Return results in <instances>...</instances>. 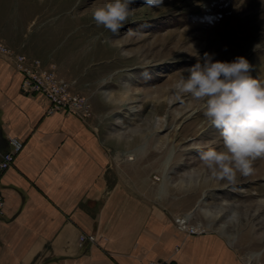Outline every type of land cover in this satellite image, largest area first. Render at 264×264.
I'll return each instance as SVG.
<instances>
[{
  "label": "rangeland",
  "instance_id": "1",
  "mask_svg": "<svg viewBox=\"0 0 264 264\" xmlns=\"http://www.w3.org/2000/svg\"><path fill=\"white\" fill-rule=\"evenodd\" d=\"M108 2L0 0V39L85 99V120L108 141L109 155L134 168L141 192L151 189L141 201L171 216L174 227L173 219L192 212L187 224L264 264V156L234 183L212 177L198 150H220L219 130L202 102L172 88L206 52L220 61L246 58L249 75L264 82V0H163L159 7L135 0L118 36L92 19Z\"/></svg>",
  "mask_w": 264,
  "mask_h": 264
},
{
  "label": "crops",
  "instance_id": "2",
  "mask_svg": "<svg viewBox=\"0 0 264 264\" xmlns=\"http://www.w3.org/2000/svg\"><path fill=\"white\" fill-rule=\"evenodd\" d=\"M19 84L0 56V156L7 139L22 143L0 178V264H242L220 235L187 236L141 201L151 189L141 192L134 168L109 155L108 141L86 120L46 113V99ZM79 235L93 242L78 247Z\"/></svg>",
  "mask_w": 264,
  "mask_h": 264
},
{
  "label": "clouds",
  "instance_id": "3",
  "mask_svg": "<svg viewBox=\"0 0 264 264\" xmlns=\"http://www.w3.org/2000/svg\"><path fill=\"white\" fill-rule=\"evenodd\" d=\"M135 0H110L95 8L92 19L114 36L124 27ZM159 7L163 0H143ZM204 53L203 63L187 68L188 76L175 81L177 96L190 94L202 102L204 116L219 130L222 148L198 150L210 175L234 183L238 175L253 173L252 163L264 156V82L249 75L250 64L242 56L232 61L214 60Z\"/></svg>",
  "mask_w": 264,
  "mask_h": 264
},
{
  "label": "built area",
  "instance_id": "4",
  "mask_svg": "<svg viewBox=\"0 0 264 264\" xmlns=\"http://www.w3.org/2000/svg\"><path fill=\"white\" fill-rule=\"evenodd\" d=\"M0 56L6 58L15 71L20 75L19 88L24 94L41 95L48 102L46 113L64 112L72 114L80 120H85L88 115V105L71 84L60 79L54 70L43 65L38 59L26 56V54L10 49L0 42ZM8 149L0 156V178L2 174L11 166L15 156L20 152L22 143L16 139H7ZM3 200L0 193V217L2 215ZM185 235H200L203 233L202 227L197 224H186L181 230ZM93 236L79 235L77 246L91 244ZM145 264H165L160 261H148ZM242 264H263L255 263L246 258L242 259Z\"/></svg>",
  "mask_w": 264,
  "mask_h": 264
},
{
  "label": "bare ground",
  "instance_id": "5",
  "mask_svg": "<svg viewBox=\"0 0 264 264\" xmlns=\"http://www.w3.org/2000/svg\"><path fill=\"white\" fill-rule=\"evenodd\" d=\"M162 182H165V178H162ZM192 212L188 213L187 215H185L184 217L180 218V219H176V223L178 224V226L180 227V229L182 230L185 225L188 223V221L190 220V218L192 217ZM210 214V213H209Z\"/></svg>",
  "mask_w": 264,
  "mask_h": 264
}]
</instances>
